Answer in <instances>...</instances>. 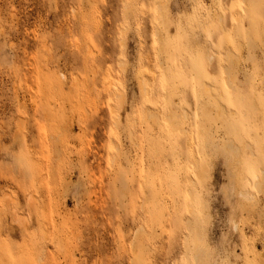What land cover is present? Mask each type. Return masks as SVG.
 <instances>
[{"label": "rangeland", "instance_id": "rangeland-1", "mask_svg": "<svg viewBox=\"0 0 264 264\" xmlns=\"http://www.w3.org/2000/svg\"><path fill=\"white\" fill-rule=\"evenodd\" d=\"M157 2L0 0V264H264L261 197L241 195L253 153L226 162L220 151L224 138L251 144L259 169L258 111L245 133L220 109L226 88L245 113L241 98L264 93L261 0H240L234 31L233 0H215L222 12L165 0L161 22ZM225 13L231 36L214 31L224 42L204 51L217 55L203 80L190 36ZM233 44L242 57L228 78ZM141 81L159 124L134 110Z\"/></svg>", "mask_w": 264, "mask_h": 264}, {"label": "snow or ice", "instance_id": "snow-or-ice-1", "mask_svg": "<svg viewBox=\"0 0 264 264\" xmlns=\"http://www.w3.org/2000/svg\"><path fill=\"white\" fill-rule=\"evenodd\" d=\"M197 9L207 10L204 4H198L195 6ZM213 8L219 9L221 12L224 9V5L222 3H214L211 5ZM261 7L264 8V0H261ZM231 9L233 12V31L235 30V25L237 23V12L236 9H239L241 13H244V16H247V13L244 12L245 5L240 2V0H233L231 5ZM227 14L225 13L222 16H217L216 23L212 24L209 23L208 25L202 27L200 29L202 35L196 36L194 33L190 36V44L197 53L194 59L195 69L199 72L201 79L208 80L213 79V77L208 75V71L210 67L213 65V62L216 59L215 52H211L210 55L204 56V51H210L212 48L221 47L224 42V36L220 37V43L213 42V33L214 31L223 32L226 36H231V33L227 30L225 26ZM259 40H260V48L259 54L261 56V61L264 63V24L261 26V30L259 33ZM233 48H237L235 44H233ZM239 49L235 53H230V59L234 62H238L241 57L238 54ZM252 49L249 50V56H251ZM121 61L123 62V54H121ZM224 58L221 57V64H223ZM223 71V68L220 69ZM145 95V99L142 103H139L134 110L137 112H144L147 113V109L145 105L150 101L147 99V94ZM242 103L247 106V112L241 107L235 105L231 98L230 94L225 89V94L223 97V103L226 107L220 109L224 113V121L226 126L228 127H244L245 133H247L248 128L252 127V117L253 114L258 111L259 114V124H260V132L264 133V93H261L258 102L253 100L252 104H248L247 97H242ZM111 104V101L109 102ZM248 116L247 120H244V115ZM114 135V133H111ZM261 153H260V160H259V169L257 171L255 158H256V149L251 144L249 145H241L239 141H233L231 139L225 138L223 145L220 149L225 161H229L237 156H239L240 152L245 148H250L253 153V163L250 167L249 177L253 181V183H249L247 185L248 188L251 189V194L249 195L250 202L255 205L256 203V196L259 195L261 197L260 201V231L264 234V135H261ZM225 192L229 191V186H226L224 189ZM237 230H239L240 225H234ZM262 242H264V235L261 237ZM186 254V253H185ZM156 264H182L180 260L172 261V260H165L156 262Z\"/></svg>", "mask_w": 264, "mask_h": 264}, {"label": "bare ground", "instance_id": "bare-ground-1", "mask_svg": "<svg viewBox=\"0 0 264 264\" xmlns=\"http://www.w3.org/2000/svg\"><path fill=\"white\" fill-rule=\"evenodd\" d=\"M159 2H157V11L159 12L158 13V19H159V22H161L162 21V13H163V9H164V7H165V0H158ZM244 2H245V0H244ZM243 2V3H244ZM159 3V4H158ZM246 4V3H245ZM246 10V9H245ZM219 12V11H218ZM238 14V13H237ZM221 15V14H220ZM220 15H217V16H220ZM215 18H216V15H215ZM214 18V19H215ZM238 18V17H237ZM240 19H241V17H239ZM217 19V18H216ZM238 20V19H237ZM216 21V20H215ZM156 36L157 37H159V34H158V32H156ZM228 44V43H227ZM240 47V46H239ZM230 48V47H229ZM239 49V48H238ZM241 49V48H240ZM240 49H239V52H240ZM228 50H230V49H228ZM228 50H226V54L225 53H223L224 54V61L226 62L225 64L226 65H224L223 66V68L225 69L224 70V73H226L227 75H228V78L229 77H231V74L233 73V71L238 67V65H239V63H240V61H238V62H234L233 60H231L229 57H230V53H235L236 51H237V49L234 51V50H230V51H228ZM159 52H160V50H159ZM242 52V51H241ZM216 54V53H215ZM217 55V54H216ZM242 57V56H241ZM243 62V61H242ZM226 74H224V76H226ZM63 76V75H62ZM64 78H65V76H63ZM226 78H227V76L225 77V80H226ZM142 82V81H141ZM140 82V87H141V92L143 93V94H147V92H148V90H147V86L148 85H146V83H144V82H142L141 83ZM228 83V87H230L231 88V86H232V84H231V82L230 81H228L227 82ZM211 88H212V86L210 85V84H208V83H203L202 84V90H203V92L204 93H206V94H209L210 92H211ZM148 96V95H147ZM222 109V108H221ZM184 114V116L186 117L187 116V113H183ZM146 118L145 119H151V120H154L155 121V123L157 122L158 124H159V115L155 112V111H153V110H151V109H147V113H146ZM157 124V125H158ZM158 126H161V125H158ZM197 131H198V135H200V126L199 125H197ZM228 139H231V140H233L232 138H228ZM131 140V139H130ZM224 140H225V138L224 139H222L221 140V147H222V145H223V142H224ZM234 141V140H233ZM133 142V141H132ZM191 152H190V162H189V165H190V168L192 169V171H193V173H194V175L196 176V177H198V178H203V167H202V165H201V163H200V161H199V157H198V155L195 153V148H194V144L192 145V147H191ZM242 152V151H241ZM241 152H240V154H239V156H237V158H238V161H240V155H241ZM189 182H193V183H195L194 182V178L193 177H190L189 176ZM251 193L250 192H242L241 193V195L246 199V200H248V201H250V199L248 198L249 197V195H250ZM32 197V196H31ZM34 199V198H33ZM29 200H30V197H29ZM36 200V199H35ZM32 202V201H31ZM38 209V208H37ZM15 213V212H14ZM16 215V214H15ZM17 222V221H16ZM138 232H136V234H140L141 232H143V229H140L139 228V230H137ZM185 245H184V247L186 248V249H188L189 248V246H188V240L185 238V243H184ZM201 252H202V249L199 247V245L196 247V250H195V252H194V259H197L198 258V256L201 254Z\"/></svg>", "mask_w": 264, "mask_h": 264}]
</instances>
